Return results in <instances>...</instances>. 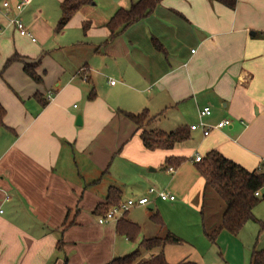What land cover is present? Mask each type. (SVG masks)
<instances>
[{
  "label": "crops",
  "instance_id": "obj_1",
  "mask_svg": "<svg viewBox=\"0 0 264 264\" xmlns=\"http://www.w3.org/2000/svg\"><path fill=\"white\" fill-rule=\"evenodd\" d=\"M63 1L31 0L20 12L34 42L0 5V264H108L126 256L138 249L134 242L116 233V222L97 220L115 204L144 197L148 220L156 212L163 228L139 225L127 213L140 227L139 243L166 232L183 240L179 216L188 211L202 214L203 232L211 233L225 204L199 176L195 158L216 151L247 171L264 164V0H237L234 10L210 0H161L107 45V22L138 0H92L57 32ZM12 56L36 65L41 83L21 62L4 69ZM205 107V123L230 126L208 137L190 132ZM143 111L153 118L146 130L186 128L190 139L145 149L122 115ZM170 157L184 161L167 167ZM111 187L119 193L107 205ZM151 188L174 201L149 195ZM168 247L166 262L177 264Z\"/></svg>",
  "mask_w": 264,
  "mask_h": 264
},
{
  "label": "trees",
  "instance_id": "obj_2",
  "mask_svg": "<svg viewBox=\"0 0 264 264\" xmlns=\"http://www.w3.org/2000/svg\"><path fill=\"white\" fill-rule=\"evenodd\" d=\"M161 0H138L131 4L128 9H119L107 22L106 28L110 32L109 39L105 42L109 43L117 37L123 30L132 24L144 19L150 15L156 5ZM217 2L230 10H234L237 0H210ZM92 0H64L61 5V18L57 23L56 31H61L72 18L84 6H88ZM88 29V24H84L83 33ZM157 49H160L154 41ZM22 62L18 56H12L7 60L4 69L12 63ZM36 65H28L23 63V72L36 84H40L42 79L35 73ZM95 96L93 89L89 93L88 99ZM5 111L0 105V128L3 127V118ZM122 115L134 124L137 131H140V140L145 149L149 151L170 150L179 144H183L190 139L189 131L186 128H179L170 133H164L156 130H146L148 124L153 120L149 117L147 111H143L138 115L130 113H122ZM184 158H166L165 166L177 168ZM199 176L204 180L205 185L210 187L225 204L220 225L211 233H205L206 237L214 242L221 231H225L231 235H237L244 225L250 221H254L253 210L261 202L263 198H256L254 194L264 188V164L262 170L247 171L243 167L226 159L220 153L211 151L207 153L199 162L195 164ZM119 191L116 188H109L107 196V205L115 204V198ZM115 204L114 206H118ZM106 212L107 207H99L98 212ZM149 220L163 228L160 216L156 212H150ZM125 213L116 222V233L125 237L130 242H135L140 233V227L137 224L126 219ZM263 228V226H262ZM182 243L181 239L173 234L166 232L163 237H155L142 240L138 244V249L130 254L113 259L108 264H168L164 256V248L167 246H178ZM157 250L156 255L152 258L145 259L143 254ZM143 252V253H142ZM177 264H196L195 262L182 261ZM249 264H264V248L256 251L252 250Z\"/></svg>",
  "mask_w": 264,
  "mask_h": 264
},
{
  "label": "rangeland",
  "instance_id": "obj_3",
  "mask_svg": "<svg viewBox=\"0 0 264 264\" xmlns=\"http://www.w3.org/2000/svg\"><path fill=\"white\" fill-rule=\"evenodd\" d=\"M125 203L126 201L122 204ZM127 213L139 225L151 224L145 207H133ZM253 216L255 220L246 223L237 235L221 231L216 240L211 242L203 232L202 214L192 211L180 214V233L183 240L179 246L168 247V254L172 256L170 263L190 261L196 264H249L252 250L259 251L264 248V201L254 208ZM196 218L201 222L199 228L194 222ZM139 240L140 238L132 243L134 249H137Z\"/></svg>",
  "mask_w": 264,
  "mask_h": 264
},
{
  "label": "built area",
  "instance_id": "obj_4",
  "mask_svg": "<svg viewBox=\"0 0 264 264\" xmlns=\"http://www.w3.org/2000/svg\"><path fill=\"white\" fill-rule=\"evenodd\" d=\"M31 2V0H19L15 5H10V3L6 0H0V5L3 9L4 16L8 19L9 23L15 27L18 34L22 37H29L33 42L35 41L31 35L29 34L27 28L24 26L18 15L22 10ZM13 12L15 14H13ZM114 81H110V85H114ZM53 98V95L48 93L46 96L47 101H50ZM211 110L208 107H205L199 111L198 114V123L193 124L189 126L190 132L200 131L203 137H208L212 132L214 131H220L228 126H230L229 120H222L219 121L213 125H209L203 121L204 118L210 117ZM201 157L197 156L195 158V162H199ZM258 171H261L262 168L259 167L257 169ZM168 172H173L172 168L168 169ZM149 195H156L157 198H159L162 201H174V197L170 196L164 192H157L153 188L148 190ZM254 196L256 198H263L264 197V188L257 191ZM149 204V199L144 197L141 199H138L136 201H128L125 204H120L118 206L112 207L107 213H105L103 216H100L98 218V224L104 225L109 222H117L125 213L128 212L129 209L133 207H145Z\"/></svg>",
  "mask_w": 264,
  "mask_h": 264
},
{
  "label": "water",
  "instance_id": "obj_5",
  "mask_svg": "<svg viewBox=\"0 0 264 264\" xmlns=\"http://www.w3.org/2000/svg\"><path fill=\"white\" fill-rule=\"evenodd\" d=\"M251 35H253V34L251 33ZM76 125L77 126H80L81 125V117L80 116H78L76 118ZM148 209L152 210L153 208H152V206H149Z\"/></svg>",
  "mask_w": 264,
  "mask_h": 264
}]
</instances>
